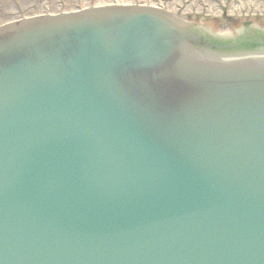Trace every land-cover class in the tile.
Listing matches in <instances>:
<instances>
[{
  "label": "water",
  "instance_id": "1",
  "mask_svg": "<svg viewBox=\"0 0 264 264\" xmlns=\"http://www.w3.org/2000/svg\"><path fill=\"white\" fill-rule=\"evenodd\" d=\"M206 46L138 7L0 28V264H264V63Z\"/></svg>",
  "mask_w": 264,
  "mask_h": 264
},
{
  "label": "rangeland",
  "instance_id": "2",
  "mask_svg": "<svg viewBox=\"0 0 264 264\" xmlns=\"http://www.w3.org/2000/svg\"><path fill=\"white\" fill-rule=\"evenodd\" d=\"M176 4L172 5V10L175 11V7L185 6L184 15H179L184 21L187 20L192 23L206 24L210 26L214 32L221 33H230V34H238L235 29L237 26H232L227 20H223L220 17L213 16L207 18L200 17H189L186 14L188 11V5L190 2L194 0H178ZM202 2L208 3V5H212L213 9H216L218 6L217 2L221 0H201ZM125 4L128 3L130 5H157L162 6L165 3L163 0H0V25L7 24L10 21H16L20 18L26 17H34L39 14H45L46 11L49 12L47 14H57V13H66V12H74L77 9L90 8L95 6H105L111 4ZM262 5V4H257ZM241 20V19H239ZM237 21L238 24H241V21ZM227 21V22H226ZM256 21L261 28L264 29V21L263 20H252Z\"/></svg>",
  "mask_w": 264,
  "mask_h": 264
}]
</instances>
